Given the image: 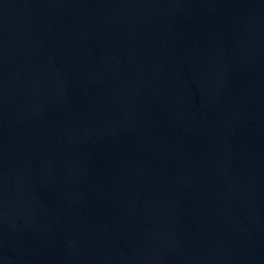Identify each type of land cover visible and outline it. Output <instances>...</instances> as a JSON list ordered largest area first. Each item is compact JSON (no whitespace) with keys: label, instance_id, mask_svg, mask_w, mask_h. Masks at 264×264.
<instances>
[{"label":"water","instance_id":"obj_1","mask_svg":"<svg viewBox=\"0 0 264 264\" xmlns=\"http://www.w3.org/2000/svg\"><path fill=\"white\" fill-rule=\"evenodd\" d=\"M0 264H264V0H0Z\"/></svg>","mask_w":264,"mask_h":264}]
</instances>
